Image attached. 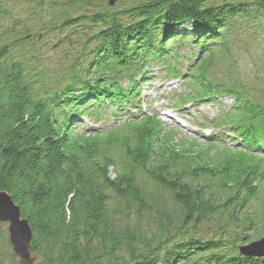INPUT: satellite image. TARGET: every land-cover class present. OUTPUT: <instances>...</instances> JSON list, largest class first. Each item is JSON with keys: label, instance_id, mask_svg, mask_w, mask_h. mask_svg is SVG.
<instances>
[{"label": "trees", "instance_id": "16d2710c", "mask_svg": "<svg viewBox=\"0 0 264 264\" xmlns=\"http://www.w3.org/2000/svg\"><path fill=\"white\" fill-rule=\"evenodd\" d=\"M18 1L0 0V190L33 264H264L240 253L264 237V104L237 67L212 68L247 40L264 61V0ZM152 67L186 83L174 107L219 105L201 125L231 136L201 152L145 114ZM85 117L113 124L80 130ZM0 242L16 260L3 222Z\"/></svg>", "mask_w": 264, "mask_h": 264}, {"label": "rangeland", "instance_id": "374dc122", "mask_svg": "<svg viewBox=\"0 0 264 264\" xmlns=\"http://www.w3.org/2000/svg\"><path fill=\"white\" fill-rule=\"evenodd\" d=\"M129 1L130 0H126L122 3L116 2L111 7L116 8V10L119 11L122 10L123 7H127L131 2H134V0H131L130 2ZM14 4H18L17 6H19V8L25 7L24 2L18 0H15ZM179 29L183 32L187 29V27L182 26ZM192 32L193 31L190 33ZM240 43L243 44L242 42ZM245 43L248 53L238 55L240 51H238L236 47L233 46L228 58L226 57L220 58L219 60L217 59L212 68L215 69L214 74L217 77H223L227 79L229 76H231L230 73H232L233 69H236L237 67L239 69V71H237L239 74L237 81H241L242 84L247 87H253L257 89L258 96H260L258 99L264 104V61H261L258 55V53L262 51L261 48L263 46H260L258 43L250 44L248 40ZM188 46H190V44ZM188 46L186 45V51H189ZM245 47H243V49ZM195 50V53L198 55L199 49L195 48ZM86 51H88V49H86ZM59 53L60 52H56L54 50L50 51V55L52 54L56 57H58V55L60 56ZM151 70H155L153 72L155 76H153L152 80L149 82L144 83L142 87L144 100L148 99L152 101V104L149 105V112L159 113L161 115V119L165 123L166 130L174 129V131L177 133V137H181L182 139H185L189 142H192L193 139H196V142H193V147L198 151L206 152V148L208 146L206 141L209 140L207 137L209 136L207 135L208 132H212L211 134L215 136L220 132V129L214 126L212 123L203 125L206 127H203L202 125L199 126L200 124L196 123L203 124L207 119L211 120L212 117H216L219 114V105H214L211 102L205 100L204 103H192L193 105L191 104L190 107H188V105V109L186 110L187 113L175 111V108L172 107V104H174L173 98L185 91V86H187L186 83L182 78L162 79L164 74L159 75V73H162V71L156 69L155 67L151 68ZM226 72H228L229 75H227ZM232 77L235 76L233 75ZM229 79L232 80V78ZM218 99L224 105H230L233 101L232 97L230 98L222 96ZM84 121L85 124L79 125L80 130H86L87 128L91 127L87 117L84 118ZM177 137L175 139H178ZM223 145L228 146L223 142H220L218 147H222ZM218 147L211 150L209 155L211 156L219 154ZM262 164H264V161H262ZM0 249L3 250V252H5L7 249L5 252L6 254L4 255V264H17L16 260L11 258V252L8 250L6 242H0ZM11 250L14 252L12 247Z\"/></svg>", "mask_w": 264, "mask_h": 264}, {"label": "water", "instance_id": "95a60500", "mask_svg": "<svg viewBox=\"0 0 264 264\" xmlns=\"http://www.w3.org/2000/svg\"><path fill=\"white\" fill-rule=\"evenodd\" d=\"M114 5L116 0H109ZM0 222L7 224L9 240L16 256L17 264H33L31 241L33 231L29 221L22 216L21 209L7 191L0 190ZM240 253L248 256H264V237L240 246Z\"/></svg>", "mask_w": 264, "mask_h": 264}]
</instances>
